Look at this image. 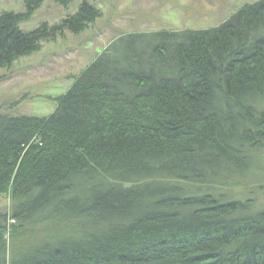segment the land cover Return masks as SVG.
Returning <instances> with one entry per match:
<instances>
[{"label": "trees", "instance_id": "1", "mask_svg": "<svg viewBox=\"0 0 264 264\" xmlns=\"http://www.w3.org/2000/svg\"><path fill=\"white\" fill-rule=\"evenodd\" d=\"M43 1L0 11V68L100 15L23 29ZM54 100L0 113V264H264V207L232 191L264 187V0L118 34Z\"/></svg>", "mask_w": 264, "mask_h": 264}, {"label": "rangeland", "instance_id": "2", "mask_svg": "<svg viewBox=\"0 0 264 264\" xmlns=\"http://www.w3.org/2000/svg\"><path fill=\"white\" fill-rule=\"evenodd\" d=\"M22 1L0 0V11L21 10ZM81 1L73 0L64 8L53 0H44L21 27L32 29L43 22L56 24L72 14ZM88 1L100 15L83 32L75 35L65 30L53 39L42 41L37 51L0 68V113L47 115L54 108L55 97L63 93L72 78L118 34L210 27L251 0ZM232 191L240 197L249 195L256 207H264V187L252 192L235 187ZM8 206L6 192L0 196V207L4 210Z\"/></svg>", "mask_w": 264, "mask_h": 264}]
</instances>
